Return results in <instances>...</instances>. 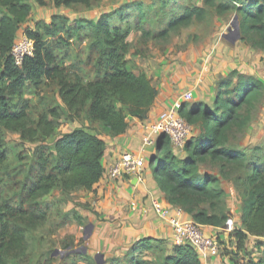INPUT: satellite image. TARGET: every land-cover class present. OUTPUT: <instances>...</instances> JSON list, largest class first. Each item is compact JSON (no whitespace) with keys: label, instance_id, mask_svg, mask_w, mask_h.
<instances>
[{"label":"trees","instance_id":"obj_1","mask_svg":"<svg viewBox=\"0 0 264 264\" xmlns=\"http://www.w3.org/2000/svg\"><path fill=\"white\" fill-rule=\"evenodd\" d=\"M34 1L47 8L75 5L89 8L97 0ZM233 2L204 0L202 6H186L178 16L168 20L159 37L165 38L194 21H203L210 9L218 15L236 12L239 40L264 51V0ZM30 13L28 0H0V264H5L4 257L20 246L23 237L14 221L27 214L30 201L54 194L56 203L63 207L56 209L63 219L61 226L71 220L83 223L76 211L64 213V210L75 192L91 193L101 179L105 150L101 136L123 134L129 118L144 120L157 94L150 80L142 73L136 74L130 66L127 57L131 45L127 39L131 28L123 23L122 11L102 14L95 22L76 20L74 24L67 17L55 15L49 22L36 23L34 29L21 32L20 24ZM83 30L93 35L84 61L78 56ZM23 33L33 41L34 51L21 66H16L9 52ZM147 36L142 32L143 45ZM68 61L71 63L67 65ZM51 86L61 106L35 118L28 114L24 100L13 103L26 88L39 92ZM263 101V82L237 70L228 72L216 82L211 103L197 101L182 105L181 116L197 129L184 147V156L177 158L163 136L155 147L159 156L151 160L153 179L166 202L201 227L219 228L228 220L221 209L225 196L221 181L201 170V164L206 160L218 163L221 174L227 170H250L245 178L235 179L247 187L240 213L244 230H234L231 234L239 252L244 250L249 237L264 239V161L259 164L260 147L247 154L229 147L228 139L235 130L247 129L253 111ZM63 117L87 123L90 128L61 133ZM6 133L16 134L21 141L35 146L33 149L22 146L19 153L6 143ZM10 156L17 159L16 167L8 165ZM53 207L51 201L44 204L46 213ZM256 245L264 247V242L257 241ZM160 246L163 257L157 262L142 258L143 253ZM70 247L64 245L66 249ZM118 261L111 259L110 263ZM123 261L203 264L193 246L173 245L172 254L167 255L164 241L152 238L134 244ZM248 264H264V257Z\"/></svg>","mask_w":264,"mask_h":264},{"label":"rangeland","instance_id":"obj_2","mask_svg":"<svg viewBox=\"0 0 264 264\" xmlns=\"http://www.w3.org/2000/svg\"><path fill=\"white\" fill-rule=\"evenodd\" d=\"M173 1V2H172ZM204 0H97L93 1L89 8L81 5H75L70 8L64 7H40L34 0H28L31 6V13L20 24V31L34 29V25L40 22H49L55 15L67 17L69 23L74 24L76 20L95 22L100 15L122 11L124 14L123 23L131 28L129 39L132 41L131 50L128 55L130 57V66L132 69L137 68L136 58L147 59L152 58L158 61L159 66L172 64L180 65L178 69L186 72V77L180 80V91H188L191 87L197 90L203 87L209 72L212 60H219L223 63L219 67L221 70L218 77L214 79L217 82L225 74L232 71V67L238 66L237 56L245 55L249 52L254 55L259 50L251 48L248 44L241 42L239 39L235 42L234 38V18L237 17L236 12L218 15L213 9L208 11L203 21H194L190 26L180 28L171 32L167 37H159V33L166 29L168 20L173 16H178L186 6H202ZM226 2H242L244 0H224ZM115 23H118L115 21ZM119 25V24H118ZM79 40V58L84 61L88 57V47L92 43L93 35L89 30L81 31ZM142 32L148 34L143 45ZM131 51H133L131 53ZM224 52V54H223ZM231 52V53H230ZM136 53V54H134ZM230 53L229 56H227ZM260 53V52H259ZM210 57V58H209ZM227 58L221 59V58ZM134 59H136L134 61ZM225 61V63L223 62ZM248 61V60H247ZM71 62H67V65ZM248 64V63H247ZM264 65V63H263ZM176 67V66H175ZM182 67V68H181ZM141 74V73H136ZM150 80H153L151 77ZM213 79H208L211 82ZM151 82V81H150ZM181 95V94H180ZM179 95V96H180ZM24 100L28 105L27 112L31 118L39 113H45L48 109L61 106L57 97L56 90L53 86L44 87L41 91L36 92L31 88H26L22 97H16L13 103ZM193 97L188 104L194 103ZM209 103H211L209 101ZM264 120V101L260 107L253 111V120L244 132L235 130L228 139V146L238 151L252 152L255 147H260L259 164L264 161V145L263 143L244 147L246 139L251 132L258 128L254 125L256 121ZM61 133H67L74 129L84 128L89 130L87 123H79L69 118L60 120ZM253 124V125H252ZM252 125V126H251ZM197 131L194 128V133ZM91 132V131H88ZM5 141L9 145L14 146L20 153V148L33 149L35 145L23 142L19 136L13 133L5 134ZM172 150V149H171ZM173 151V150H172ZM156 156H159L156 153ZM182 154H176L181 159ZM9 166L16 167L18 161L10 156ZM203 171L212 173L221 181V186L225 191L222 211L228 216L227 222L219 229H223L225 234H213V239L218 245L219 257H226L231 264H248L250 261L257 262L264 257V247L256 245L257 241L264 242V239L257 240L249 237L244 243V250L237 251L235 242L229 241V234L240 227L241 202L246 194L247 187L236 178H245L250 170H227L224 174L219 171V164L212 163L209 160L203 162L200 166ZM18 179V178H17ZM80 195H72L71 200L66 206L64 213L68 211H76L86 209L84 204L78 202ZM56 196L50 195L30 201L26 207V215L21 216L14 221V226L20 228L22 240L17 250L10 251L5 257V264H105L100 257L88 258L85 250L84 236L88 235V228L83 222L81 224L75 221H69L68 224L61 226L62 217L56 213V209L63 210L60 203H56ZM51 204L55 207L49 212H45L44 204ZM78 213V211H76ZM79 214V213H78ZM193 221V220H191ZM76 226L75 227L73 226ZM202 229V227L200 226ZM76 231L77 236H73L69 231ZM84 231L86 233L84 234ZM203 231V230H202ZM69 233V234H68ZM221 236V237H220ZM87 240V239H86ZM64 245H70V248H64ZM166 246V245H165ZM163 248H156L148 254L152 256L153 262H157L163 257ZM218 252L216 254H218ZM215 254V255H216ZM212 256V255H211ZM88 258V259H87ZM107 264H112L107 261ZM114 264V263H113ZM117 264H126V261L119 260Z\"/></svg>","mask_w":264,"mask_h":264},{"label":"crops","instance_id":"obj_3","mask_svg":"<svg viewBox=\"0 0 264 264\" xmlns=\"http://www.w3.org/2000/svg\"><path fill=\"white\" fill-rule=\"evenodd\" d=\"M129 37L127 40L130 43L132 41ZM255 52L254 55H250L248 51L245 52V55H238V66L231 69L253 76L264 83V51ZM127 58L131 59L130 57ZM136 59L135 65L137 68L135 67L134 72L144 74L149 80L153 77V80L150 81L157 93L155 102L144 120L129 118L127 120L128 127L123 134L115 137L101 136L105 143V150L101 159L104 173L101 179L93 186L91 193L78 191L73 194L80 195L81 198L78 202L87 205L86 209H76L88 228L84 247L86 254H88L86 256L91 259L96 256L101 257L103 262H106L105 264L111 259L125 260L131 247L145 238L163 240L166 245L167 255L172 254V246L174 245L171 228L155 216L149 202V198H156L163 206L177 209L166 202L164 193L157 187L153 179L151 160L156 156L155 148H147L145 150L146 161L142 173L143 183H136L134 180L127 178L110 180L106 177L107 169L120 155L125 152L140 153L145 132L144 127L154 123L160 112L166 110L184 92L180 91V80L186 77V72L178 69L180 65H175V67L170 64L161 67L156 59H139V57ZM221 59L227 60L224 57ZM223 62L225 63V61ZM219 63L220 65L223 64L219 60L211 61L209 71L214 72L215 75L209 72L203 87L198 90L191 87V89H194L193 97L196 100L206 103L212 102L216 86L214 79L223 71L220 69ZM208 79L213 80L209 82ZM254 125L258 129L250 133L244 147L254 146L259 143L264 145V120L261 122L258 120ZM243 152L249 153V151ZM131 202H134L135 205L131 206ZM182 214L185 220H191L189 215ZM240 225L235 230H244L241 223ZM73 227L76 229L75 225ZM201 230H203L207 238H212L213 234L220 233V231L225 234L224 230L219 228L202 227ZM69 232H71L72 237L78 235L76 231L71 230ZM231 234H229L228 240L234 243ZM148 253H143L142 258L153 262L152 256ZM203 264H231V262L226 257L220 258L218 252V254H214L207 258L206 261H203Z\"/></svg>","mask_w":264,"mask_h":264},{"label":"built area","instance_id":"obj_4","mask_svg":"<svg viewBox=\"0 0 264 264\" xmlns=\"http://www.w3.org/2000/svg\"><path fill=\"white\" fill-rule=\"evenodd\" d=\"M34 51L33 41L23 33L11 46L9 55L16 66H21L27 57H31ZM194 96V89L184 91L171 105L160 112L157 120L144 127L142 148L140 153L125 152L107 169L106 177L110 180L127 178L136 183H143V167L145 164V150L156 147V138L163 135L170 143L175 154H182L186 143L194 135V127L187 123L181 116L180 110L184 103L189 102ZM150 206L160 220L169 225L172 231L174 245H191L199 253L203 261L218 252L217 243L205 236L200 226L195 222L184 219L183 212L179 209L163 206L156 199H150ZM131 202V206H134Z\"/></svg>","mask_w":264,"mask_h":264},{"label":"water","instance_id":"obj_5","mask_svg":"<svg viewBox=\"0 0 264 264\" xmlns=\"http://www.w3.org/2000/svg\"><path fill=\"white\" fill-rule=\"evenodd\" d=\"M233 27H234V38H233V41L232 42H235L236 40L239 39V29H238V20H237V17L234 18V23H233ZM163 135L159 136L157 139H156V146L158 145V142L160 140V138H162ZM86 233V231H84V234ZM87 239V236L85 235L84 236V240ZM101 258V257H100Z\"/></svg>","mask_w":264,"mask_h":264}]
</instances>
